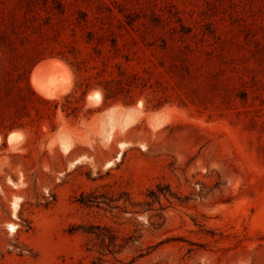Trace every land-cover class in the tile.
Masks as SVG:
<instances>
[{
	"label": "rangeland",
	"instance_id": "374dc122",
	"mask_svg": "<svg viewBox=\"0 0 264 264\" xmlns=\"http://www.w3.org/2000/svg\"><path fill=\"white\" fill-rule=\"evenodd\" d=\"M77 263L264 264V0H0V264Z\"/></svg>",
	"mask_w": 264,
	"mask_h": 264
},
{
	"label": "bare ground",
	"instance_id": "6f19581e",
	"mask_svg": "<svg viewBox=\"0 0 264 264\" xmlns=\"http://www.w3.org/2000/svg\"><path fill=\"white\" fill-rule=\"evenodd\" d=\"M29 76L34 89H36L38 92L46 94L47 96L54 97H57L60 93L66 91L71 83L70 81H72H69L70 76L72 75L68 76L65 63L62 62V60L56 58H47L37 62ZM89 96L93 97L95 101H98L100 100L101 92H99L98 90H94L92 91V93L90 92ZM94 100H92V102ZM18 135L19 131H12L7 136V139L12 141L14 138L18 137ZM17 140H19V138ZM63 148L67 150L69 149V145L64 143ZM16 199L18 200L19 198ZM17 200L13 201V214L18 209L19 204ZM15 226L16 225L13 223L8 224V227L11 231L15 229Z\"/></svg>",
	"mask_w": 264,
	"mask_h": 264
},
{
	"label": "trees",
	"instance_id": "16d2710c",
	"mask_svg": "<svg viewBox=\"0 0 264 264\" xmlns=\"http://www.w3.org/2000/svg\"><path fill=\"white\" fill-rule=\"evenodd\" d=\"M35 15V14H34ZM18 79H24V84H19L17 87L19 88V89H23V88H25V89H28L30 92H32L31 91V89L29 88V86H28V83H27V72H20L19 73V78ZM108 80H105V82H107ZM97 84L98 85H100V86H102L101 84H100V81H98L97 82ZM84 85L86 86L83 90H82V95L83 94H85V92H86V90H87V87H88V85H89V83L88 82H85L84 83ZM102 90H103V98L104 99H107V98H109V97H112V96H114V94L112 93V91H110V89H107L105 86H103L102 87ZM127 96H129V95H127ZM106 231H108V233H109V239H110V241L112 242V244H114L113 242H114V239H115V236L113 235V233H111L109 230H107V229H105ZM77 264H80V263H77Z\"/></svg>",
	"mask_w": 264,
	"mask_h": 264
}]
</instances>
